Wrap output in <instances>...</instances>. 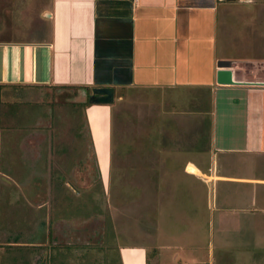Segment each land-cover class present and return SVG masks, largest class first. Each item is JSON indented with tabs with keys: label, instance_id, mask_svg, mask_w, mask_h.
<instances>
[{
	"label": "rangeland",
	"instance_id": "1",
	"mask_svg": "<svg viewBox=\"0 0 264 264\" xmlns=\"http://www.w3.org/2000/svg\"><path fill=\"white\" fill-rule=\"evenodd\" d=\"M48 3L0 0V42L44 39ZM249 4L244 26L264 48V0ZM79 91L0 86V264H118L121 247L144 248L146 264H264V234L170 166L192 131L165 126L156 91H115L110 154L98 136L97 166L110 159L100 186L82 115L91 93Z\"/></svg>",
	"mask_w": 264,
	"mask_h": 264
},
{
	"label": "crops",
	"instance_id": "2",
	"mask_svg": "<svg viewBox=\"0 0 264 264\" xmlns=\"http://www.w3.org/2000/svg\"><path fill=\"white\" fill-rule=\"evenodd\" d=\"M251 1L49 0L44 39L0 42V86L158 92L165 126L169 118L192 131L190 144L171 148L179 157L170 166L183 168L213 209L264 234V48L244 26ZM219 61L230 62L233 85L216 84ZM112 107H83L96 166L99 134L111 153ZM99 160L102 183L110 159ZM118 254L121 264H146L142 247Z\"/></svg>",
	"mask_w": 264,
	"mask_h": 264
},
{
	"label": "water",
	"instance_id": "3",
	"mask_svg": "<svg viewBox=\"0 0 264 264\" xmlns=\"http://www.w3.org/2000/svg\"><path fill=\"white\" fill-rule=\"evenodd\" d=\"M230 62L219 61L217 62V68L221 69L216 73V84L218 85H233L231 81V74L229 72ZM91 96L88 98V102L91 104H103L110 105L113 102V91L110 88H94L91 90Z\"/></svg>",
	"mask_w": 264,
	"mask_h": 264
},
{
	"label": "trees",
	"instance_id": "4",
	"mask_svg": "<svg viewBox=\"0 0 264 264\" xmlns=\"http://www.w3.org/2000/svg\"><path fill=\"white\" fill-rule=\"evenodd\" d=\"M60 88H64V87H60ZM86 105H89V102L87 101L86 103H84L83 104V107L84 106H86ZM92 155H93V160H94V163H95V159H94V154H93V151H92ZM95 167H96V171H97V174H98V176H99V173H98V170H97V166H96V163H95ZM99 185L101 186V182H100V177H99ZM42 246H36V249H38V250H42V248H41ZM34 249V248H33ZM44 250V249H43ZM52 248H50V251H48V256L45 258V260H44V262H51V255L50 254H52ZM118 264H121L120 263V260H119V257H118Z\"/></svg>",
	"mask_w": 264,
	"mask_h": 264
}]
</instances>
